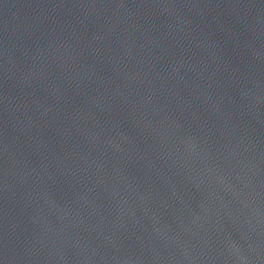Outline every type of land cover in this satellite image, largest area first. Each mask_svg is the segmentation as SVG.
Wrapping results in <instances>:
<instances>
[{
  "label": "water",
  "instance_id": "water-1",
  "mask_svg": "<svg viewBox=\"0 0 264 264\" xmlns=\"http://www.w3.org/2000/svg\"><path fill=\"white\" fill-rule=\"evenodd\" d=\"M0 264H264V0H0Z\"/></svg>",
  "mask_w": 264,
  "mask_h": 264
}]
</instances>
